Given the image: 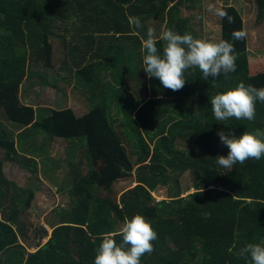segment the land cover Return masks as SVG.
<instances>
[{"label": "trees", "instance_id": "1", "mask_svg": "<svg viewBox=\"0 0 264 264\" xmlns=\"http://www.w3.org/2000/svg\"><path fill=\"white\" fill-rule=\"evenodd\" d=\"M201 1L0 0V264H94L105 234L118 233L124 218L135 215L146 217L158 234L154 252L141 264H252L239 250L264 242V157L231 169L218 165L216 158L226 157L229 149L217 132L240 138L264 130V103L257 101L254 121H217L210 103L211 96L241 82L264 87L263 75L248 73L247 37L235 42V72L206 81L198 68L189 69L180 91L165 89L143 70L147 24L153 20L161 29L197 38L191 23ZM254 1L256 21L264 25V0ZM196 9L209 18L206 8ZM222 9L235 23L218 17L217 42L231 41L233 30L244 29L236 7ZM131 17H140L142 27L135 28ZM56 42L64 53L62 70L75 73L74 82L87 89L84 100L90 107L78 116L67 107L38 112L21 101L29 68H53ZM163 43L157 44L161 53ZM37 137L77 143L89 166L80 162L73 171L72 205L58 212L45 245L32 243L24 222L25 193L15 191L3 174L4 164L16 157L32 168L36 156L44 155L42 147L28 143ZM187 173L193 193L183 198L178 190L155 202L152 193L158 187L173 179L179 189V178ZM125 181L133 188L116 192ZM37 233L38 241L48 237L44 229ZM114 238L121 241L119 235Z\"/></svg>", "mask_w": 264, "mask_h": 264}, {"label": "rangeland", "instance_id": "2", "mask_svg": "<svg viewBox=\"0 0 264 264\" xmlns=\"http://www.w3.org/2000/svg\"><path fill=\"white\" fill-rule=\"evenodd\" d=\"M226 5L236 7L242 15L244 30L247 32L245 55L248 58L249 75L252 77L264 76V25H260L256 21L257 8L254 0H202L197 2L193 11L195 22L191 23V28L195 30L197 39L217 42L220 36L219 18L210 12L209 8H222ZM200 7L206 8L209 12L208 19L204 17L203 12L196 9ZM146 27L147 30L154 27L155 32L159 35L165 30L156 25L153 20ZM59 33L57 32V34ZM63 55L62 48L56 42L52 53L53 68L46 69L42 64L29 68L31 76L25 79L20 89L23 104L33 107L38 112L40 110H60L67 107L71 108L76 116L89 109V103L84 100L87 89H82V84L74 82L75 73L69 74L67 70H62L65 61ZM69 66L72 68L71 62ZM42 75L45 77H41ZM68 75L72 77L67 87ZM60 78L63 79L60 80ZM7 126H9L8 131L13 135L18 133L19 130L17 131L16 128L5 124V128ZM43 140L41 137H37L34 141H28V143L42 147L44 152L42 157L36 156L32 168L30 164L24 167L18 157L12 163H5L3 168L4 179L15 191L25 193L22 203L27 201L29 208L26 211L24 222L29 226L32 243L41 245H45L49 240L52 233L51 226L59 218L58 212L69 210L72 205L70 194L73 189V178L76 175L73 171L77 172V164L82 162L86 169L88 166L85 161L86 155L83 150L77 149L76 146L79 147L77 143L70 144L51 138ZM178 182L179 189H176L172 184L173 179L169 181V186L158 187L152 193L155 202L168 200L178 190L184 192L183 198L193 193L190 174L181 176ZM133 186L130 181H125V183L118 184L115 191L131 189ZM43 229L48 231V237L40 241L36 240L34 233ZM22 243L23 241L20 240V244ZM29 252L34 253L35 249L29 248Z\"/></svg>", "mask_w": 264, "mask_h": 264}, {"label": "clouds", "instance_id": "3", "mask_svg": "<svg viewBox=\"0 0 264 264\" xmlns=\"http://www.w3.org/2000/svg\"><path fill=\"white\" fill-rule=\"evenodd\" d=\"M123 6L128 7L126 4ZM209 11L230 25L235 23V18L222 8L210 7ZM130 23L135 28L142 27L140 17H131ZM246 37L247 32L243 28L231 32V41L222 39L219 42L197 39L189 32L181 35L173 29L163 30L157 37L150 28L147 38L142 40V49L146 52L143 70L149 79L158 78L165 89L174 92L185 86V73L189 69L198 68L206 81L218 77L222 72L227 76L237 70L235 42L244 41ZM158 41L164 42L162 53L157 46ZM257 101L264 103V87L257 88L243 82L210 99L211 110L217 121H228L233 117L254 121ZM217 135L221 144L229 149L226 157L216 158L218 165L224 168L231 169L236 163L243 164L248 159L259 161L264 157V130L245 132L240 138H236L231 131H219ZM114 235L121 237L119 243ZM157 239L158 234L146 217H125L118 233H108L103 237L94 264H141L145 254L154 252L153 241ZM239 256L245 260L250 258L252 264H264V242L246 244L240 248Z\"/></svg>", "mask_w": 264, "mask_h": 264}]
</instances>
